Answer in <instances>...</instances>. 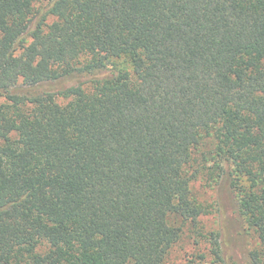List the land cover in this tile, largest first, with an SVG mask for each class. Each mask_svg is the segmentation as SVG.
Wrapping results in <instances>:
<instances>
[{
  "label": "trees",
  "instance_id": "1",
  "mask_svg": "<svg viewBox=\"0 0 264 264\" xmlns=\"http://www.w3.org/2000/svg\"><path fill=\"white\" fill-rule=\"evenodd\" d=\"M203 174L264 264V0H0V264H165Z\"/></svg>",
  "mask_w": 264,
  "mask_h": 264
},
{
  "label": "rangeland",
  "instance_id": "2",
  "mask_svg": "<svg viewBox=\"0 0 264 264\" xmlns=\"http://www.w3.org/2000/svg\"><path fill=\"white\" fill-rule=\"evenodd\" d=\"M114 66L125 70V73L130 70L122 60L105 63L107 68ZM218 183L212 182L205 174L192 183V195L207 207L208 211V214L201 216L198 222V228L205 234V238L185 232L171 249L165 264H249L248 254L259 248V242L253 232L248 230L242 217L234 213L230 205L226 204L227 207L220 209ZM210 233L219 234L220 238L222 235L221 240L224 241L222 260L210 252V243L207 239ZM200 255L205 256L203 262L199 259Z\"/></svg>",
  "mask_w": 264,
  "mask_h": 264
}]
</instances>
